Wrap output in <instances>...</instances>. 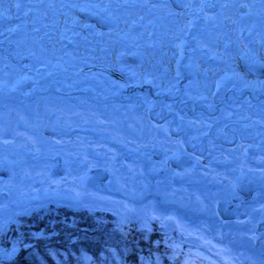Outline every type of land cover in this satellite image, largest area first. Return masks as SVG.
Segmentation results:
<instances>
[{
  "label": "bare ground",
  "instance_id": "obj_1",
  "mask_svg": "<svg viewBox=\"0 0 264 264\" xmlns=\"http://www.w3.org/2000/svg\"><path fill=\"white\" fill-rule=\"evenodd\" d=\"M156 1L0 0V223L50 202L155 215L264 264V73L238 69L264 64V0Z\"/></svg>",
  "mask_w": 264,
  "mask_h": 264
},
{
  "label": "rangeland",
  "instance_id": "obj_2",
  "mask_svg": "<svg viewBox=\"0 0 264 264\" xmlns=\"http://www.w3.org/2000/svg\"><path fill=\"white\" fill-rule=\"evenodd\" d=\"M63 117L65 121H69L66 120L69 117ZM139 118L140 120L136 117L131 119L134 125L138 127V131L151 133L150 125L145 118L143 120L140 116ZM118 125H120V129L131 127L128 126L127 122ZM131 128L134 131L133 128L135 127ZM4 218L7 222L0 223V264L17 262L19 255L23 252H28L41 244L47 246L51 244L61 245L62 243L71 246L86 241H101L102 243L107 242L106 244L110 246H112L110 243L135 245V239L125 236L126 233L123 229L126 226L138 227L136 229L140 230L139 232L142 233L146 242L150 236L157 234L156 239L160 241V244L157 243L154 247L161 245L165 251H169L174 256V264H224L222 261L215 259L210 253H208L209 257L204 250H198L191 243L185 242L187 236L183 234L180 237L177 224L170 218L164 219V217L148 215L142 221L120 223L108 213L70 208L55 202L22 213L6 211ZM207 223L211 222L207 221ZM169 227L173 229L172 232ZM192 234L189 238L196 241L197 237ZM236 238L241 240V244L244 243L243 240L248 241V237L242 233L237 234ZM180 239L184 241L177 244L181 241ZM199 244L202 245L201 242ZM252 256L255 258V255ZM252 256L245 258L241 264H255Z\"/></svg>",
  "mask_w": 264,
  "mask_h": 264
},
{
  "label": "trees",
  "instance_id": "obj_3",
  "mask_svg": "<svg viewBox=\"0 0 264 264\" xmlns=\"http://www.w3.org/2000/svg\"><path fill=\"white\" fill-rule=\"evenodd\" d=\"M123 231L125 236L135 239V245L110 243V246L101 241H86L71 246L41 244L23 252L17 262L9 264H174L169 251L161 245L154 247L160 242L156 239L157 234L150 236L146 242L135 226H126Z\"/></svg>",
  "mask_w": 264,
  "mask_h": 264
},
{
  "label": "water",
  "instance_id": "obj_4",
  "mask_svg": "<svg viewBox=\"0 0 264 264\" xmlns=\"http://www.w3.org/2000/svg\"><path fill=\"white\" fill-rule=\"evenodd\" d=\"M193 3H195V0H192ZM149 4H156V0H148ZM79 18L87 21L92 22L93 24H97L98 19L95 16H91L88 12H80L78 13ZM238 69L246 74H250L252 76L260 77L264 73V64L259 63L257 61H251V62H239ZM88 133V132H87ZM180 163H182V158L178 160ZM94 173V172H93ZM102 173V172H101ZM100 173V174H101ZM102 177L105 176L104 173L101 174ZM89 178L86 180V184L89 183Z\"/></svg>",
  "mask_w": 264,
  "mask_h": 264
}]
</instances>
